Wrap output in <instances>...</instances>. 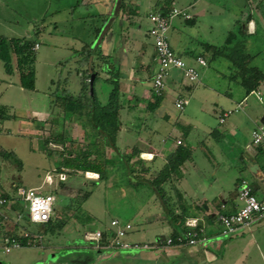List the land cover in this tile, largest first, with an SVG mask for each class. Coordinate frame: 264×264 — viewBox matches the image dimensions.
<instances>
[{
  "label": "crops",
  "instance_id": "crops-1",
  "mask_svg": "<svg viewBox=\"0 0 264 264\" xmlns=\"http://www.w3.org/2000/svg\"><path fill=\"white\" fill-rule=\"evenodd\" d=\"M209 1L213 0H56L54 4V11L58 15L69 17L76 13L75 24L82 25L85 31L93 27L97 20L101 23L99 36H95V44L99 53L107 56L112 63L107 66V62H102L100 56L94 55L85 68L93 66L99 81L110 77V69H116L118 74L120 110L119 128L115 135L116 149L107 148L105 157H121L131 175V186L147 191L156 208L140 217L136 229L133 224L126 222L133 231L131 236L127 233L126 238L131 243L153 245L151 249H145L154 252L150 254L152 259L157 258L156 252L179 257L175 264L216 261L215 253L222 249L221 240L235 237L219 236L220 225L217 218L218 215L232 213L239 207L237 190L241 180L249 185L257 198L264 197V147L254 145L251 140L252 129L258 124L264 126V106L256 108L247 100L250 94L257 98L256 92L264 96V80L256 90L246 94L238 81L236 85L231 86L230 83L212 86L207 64L205 67L195 64L196 57H203L206 61L205 54L209 50L205 46L212 45L205 39L202 40L203 43L197 42L194 35L198 36V31L207 32L218 28L220 13L212 8L215 6L210 5ZM246 1L250 10L241 13L237 19V15H234L233 27H237L244 35H254L258 28L264 31V12L260 10L264 8V0ZM174 7L188 15V18L181 15L173 17L168 31L169 45L178 57L197 68L199 79L195 83H188L183 80L180 71L170 70L164 80L162 99L151 109V79L156 69V60L152 41L147 35L150 27L147 16L161 9L171 10ZM62 20L64 22L65 19ZM76 61L79 62V58ZM13 71L17 72L15 69ZM15 86L19 93L24 92L25 89L20 86L19 81ZM98 92L101 93L100 90ZM177 97L187 98L188 104L178 116H174L172 113L176 109L173 101ZM1 99L2 93L0 109L3 110L7 108V104ZM236 106H240V110L233 112L220 123L221 114L233 110ZM37 115L39 114L36 111L31 113L36 122H45L48 119L47 115L44 118ZM60 115L64 117L63 113ZM261 120L263 123H260ZM61 126L63 130L73 128L74 132L70 134L74 142L79 141L80 137L81 140L85 139L80 121L63 120ZM83 126L89 128L87 122H83ZM178 147L187 149L190 155L163 185L168 207L175 216L170 219L152 191L151 182ZM1 151L2 149L0 191L9 194L15 185H19L20 176L11 170L15 164L1 156ZM51 172H47L44 177ZM6 174L9 176L6 183L8 187L2 183ZM133 178L135 180H132ZM67 180L68 178L62 183L70 186L67 188L74 189V182L68 183ZM39 186L40 184L31 185L28 188L37 189ZM18 217V212L14 211L12 206L0 207V225L5 226L7 221L11 223L10 227H4L5 230L12 231L17 228ZM176 218L183 219V228L186 230H189L187 223H195L197 229H202L203 240L195 245L174 244L169 247H157L156 242L169 237L177 227ZM112 220H117L122 225L118 219L112 218L110 221ZM259 223L261 221L252 228L257 227ZM177 228L178 232L183 231ZM102 229H84L82 240L87 247H82L81 250L86 251L84 254L88 256L80 260L81 254L74 252L78 257L75 259L76 264H87L94 256L97 259L102 252L113 250L117 253L129 250L96 248L94 242L84 239V233ZM38 247H42V243ZM59 249L61 248L57 250ZM70 250L80 249L77 246ZM225 252L224 248L220 256H224ZM90 253L93 255L90 256ZM181 256L183 258L180 260ZM259 256L264 263V254L260 253ZM245 264L251 263L248 261Z\"/></svg>",
  "mask_w": 264,
  "mask_h": 264
},
{
  "label": "rangeland",
  "instance_id": "rangeland-1",
  "mask_svg": "<svg viewBox=\"0 0 264 264\" xmlns=\"http://www.w3.org/2000/svg\"><path fill=\"white\" fill-rule=\"evenodd\" d=\"M55 1L0 0V37L25 38L36 41L38 45L33 62L34 90L25 89L24 92L19 93L15 86L19 81L18 73L15 71L7 73L0 60L1 100L7 104L6 109H0V122L2 123L0 149L4 152H11L21 162L20 168L15 165L14 169H11L20 176L18 184L25 188L40 184L36 189L39 194H54L56 201L54 207L57 206L60 210L61 207H66L71 198L69 195L79 190L89 192L90 195L82 203L76 215L70 218L60 230L53 235L48 233L43 235L42 247H24L4 253L0 240V264H76L77 256L74 252L81 254L80 260L88 256L84 254L87 253L86 251L81 250L82 247H87L82 240L85 228L110 227V220L116 218L122 222L121 226L130 222L129 224H133L136 229L140 223V217L144 213L156 209L153 198L147 191L131 186V175L121 157L117 156L113 159L114 162L107 167L108 177L103 181H100L98 177L85 176L82 173L67 176L68 183L74 182V192L62 197L55 194L58 184L46 186L43 181L41 182L44 175L56 167L59 161L58 153L63 149L62 145L53 141L56 134L59 132L63 134L66 147H68V143L77 146L85 145L84 139L81 140V137L77 142L72 140L70 133L74 132L73 128H64L63 130L62 122L68 120L65 117H60L62 112L54 106L53 101L62 95L63 90L73 97L78 94L80 89L78 72L81 68L76 61L79 58L76 53L80 47L90 45L97 55L99 49L95 44V38H97L95 36L99 35H96L95 31L97 28H101V23L97 20L93 27L85 31L82 25L75 24L76 13H72L73 15H69V17L63 14L58 15L54 11ZM246 2V0L209 1L210 5L215 6L212 8L219 10L220 13L218 28L207 32L198 31L196 32L198 36L194 35L197 42L203 43L202 40L205 39L213 46L212 50L220 49L222 54L213 57L210 50L205 54L206 68L210 74L209 82L212 86H221L224 83H230L231 86L236 85L238 81L229 79L235 74L236 68L223 55H231L233 58L236 52L242 53L247 57L245 61L249 67H256L264 72L263 29L258 28L254 35H244L232 25L235 18L237 19L241 13L250 10ZM260 10L264 12V8ZM234 15L237 17L234 18ZM62 19H65L64 22ZM241 59V57H234L238 64L241 63ZM94 90L97 100L100 103H105L110 86L103 81H98L95 83ZM99 90L101 93L98 92ZM260 96L262 102H259L251 94L247 100L252 102L254 107L262 108L264 96L263 94ZM33 111L38 112L39 118H44L47 115L48 119L45 122L40 120L36 122L35 118L31 116ZM179 112L173 110L172 114L178 116ZM46 139H50L47 144L45 143ZM2 180L5 187H8L6 183L9 181V176L7 175ZM66 187L70 186L66 185ZM18 216V228L29 225L23 219L22 213H18ZM10 225L11 223L7 221L4 227L7 228ZM255 231L257 232L255 233ZM128 233V236H131L133 231L130 230ZM125 239L128 240V238ZM221 241L222 249L215 253L217 254L216 261L207 262L204 260L202 264H245L248 261L251 264H264L259 256L260 253L264 254V219L257 227H251L249 231L247 230L241 235L238 234L233 238ZM77 246L80 250H70ZM58 248L61 249L57 250ZM224 248L226 252L224 256H220ZM153 253L145 249H129L128 251H117V253L110 250L102 252L97 259L94 256L92 261H88L87 264H175L179 260V257L166 255L162 252H156L157 258L152 259L150 254ZM253 253H257V255H252ZM228 254L230 255L228 256ZM182 258L181 256L180 260Z\"/></svg>",
  "mask_w": 264,
  "mask_h": 264
},
{
  "label": "trees",
  "instance_id": "trees-1",
  "mask_svg": "<svg viewBox=\"0 0 264 264\" xmlns=\"http://www.w3.org/2000/svg\"><path fill=\"white\" fill-rule=\"evenodd\" d=\"M123 5V4H122ZM167 14L170 10L161 9L158 10ZM96 35H99L100 28L96 29ZM242 34V32H240ZM37 44L36 41L27 40L25 38H5L0 37V60L3 63L4 69L7 73H11L14 69L19 75V84L23 89L34 90L35 87V75L33 69L34 53L33 47ZM213 46L206 45L207 50L212 51V56L222 55L219 50H212ZM79 56L80 73V90L76 97L70 95L66 90H63L62 95L57 97L53 101L54 106L58 107L64 114V117L69 120H78L82 123L85 139L84 146L68 143L66 147L65 137L61 132L56 134L53 139L54 142L62 145L63 149L58 153L59 161L54 168L55 172H65L69 177L71 175L79 173H96L100 181L105 180L108 177L107 167L114 161L113 159H107L105 157V150L111 148L116 149L115 135L119 128V83L118 74L115 70H109L110 77L107 80H103L104 83L110 86V90L107 93V99L105 103H100L95 94V83L100 80L97 73L94 71V67L90 65L89 69L85 68L89 65V61L92 56L95 55V50L89 45L83 46L77 53ZM102 62H107V66L110 65L111 60L107 59L99 53ZM228 58L235 66V74L231 77L234 80H238V83L245 90L246 94H250L256 90L261 81L264 80V72L260 71L256 67H249L246 63V56L242 53H235L234 57L242 58L241 63H236L234 57L223 55ZM14 59V64H13ZM245 61V62H244ZM112 63V62H111ZM113 67V65H112ZM114 68V67H113ZM153 102L151 109L161 101L162 96H153ZM1 112V110H0ZM1 114V113H0ZM83 122H87L89 128L83 126ZM50 139H46L45 143H49ZM72 146V147H71ZM3 157L9 159L18 168L21 167V162L14 157L11 152L1 151ZM190 152L183 148L178 147L172 156L169 158L164 167L160 170L159 174L151 182L152 191L156 194L160 203L162 204L166 214L170 219L173 217V212L168 207V199L166 198V192L163 189V185L171 179V176L176 173L179 166L183 164L189 158ZM74 192V189L67 188L64 183H58V188L55 194L58 197H62L66 194ZM89 192H78L69 195L71 198L68 200L66 207H61V210L55 206L53 217L44 224L33 225L29 222L27 211L23 208L22 203L19 200L12 201L8 205L12 206L14 211L22 213L23 219L29 224L20 228H15L12 231L5 230L4 226L0 225V240L4 238H16L22 244V247H33L41 244L43 235L47 233L53 235L56 231L60 230L64 224L68 222L70 218L76 215V212L84 201L89 198ZM7 200L9 196L3 194ZM68 196V195H67ZM2 206V207H6ZM72 211V212H71ZM72 213V214H70ZM60 214V215H59ZM63 216V217H60ZM63 218V219H62ZM90 218V217H88ZM176 226L183 229V219L176 218ZM32 226V228H30ZM172 232L169 236L173 240L182 232H178V228ZM101 239L99 241L100 248L107 245L109 240L114 236L112 229H102ZM23 233H27V237L23 236ZM40 237L38 240L37 238ZM38 240V241H37ZM36 241V242H34ZM27 242H30L27 244Z\"/></svg>",
  "mask_w": 264,
  "mask_h": 264
},
{
  "label": "built area",
  "instance_id": "built-area-1",
  "mask_svg": "<svg viewBox=\"0 0 264 264\" xmlns=\"http://www.w3.org/2000/svg\"><path fill=\"white\" fill-rule=\"evenodd\" d=\"M183 16L188 18L179 8H172L167 14L156 11L149 13L147 19L150 27L147 31L148 37L151 39L155 60L156 69L151 79V95L161 96L164 91V80L168 76L170 70H178L181 72L183 80L188 83H195L199 79V72L197 68L186 63L183 59L178 57L171 49L168 42V31L173 17ZM38 45L33 47L36 50ZM196 65L200 67L206 66V61L203 57H196L194 59ZM258 101H262L258 92L255 93ZM188 104V99L185 97H177L173 101V106L177 111H182ZM240 110V106H236L233 110L224 111L219 117V122L222 123L233 112ZM2 133V126L0 124V134ZM252 143L256 146L264 147V126L256 125L251 131ZM89 176L90 173H84ZM92 176V174H90ZM97 178L98 176L95 175ZM67 178L65 172L52 171L44 177V184L46 186L56 185L64 182ZM6 194L0 191V207L12 203V201L19 200L26 208L29 222L33 225L47 223L54 215L55 196L51 193L39 194L35 188H25L20 185H15L11 193L7 194L9 200L2 195ZM237 199L239 207L232 213L218 215V222L220 225L219 236L228 238L230 236L241 233L242 231L250 229L253 225L264 219V197L257 198L249 185L244 180H241L238 185ZM110 227L114 232V236L109 240L108 244L103 246L107 249H151L153 245L145 243H131L126 241V235L131 230L129 224L121 226L117 220L110 221ZM189 230L180 233L175 240L167 237L156 242V246L169 247L174 244L195 245L203 240L202 229H197L195 223H187ZM27 237V233H23ZM38 240L40 237L37 238ZM84 239L88 242H94L96 248H100L99 241L101 239L100 231L84 233ZM37 240V241H38ZM36 242V241H34ZM30 242H27L29 244ZM23 248L22 244L16 238H4L2 241V249L4 253H9L14 249Z\"/></svg>",
  "mask_w": 264,
  "mask_h": 264
},
{
  "label": "water",
  "instance_id": "water-1",
  "mask_svg": "<svg viewBox=\"0 0 264 264\" xmlns=\"http://www.w3.org/2000/svg\"><path fill=\"white\" fill-rule=\"evenodd\" d=\"M260 123H263V120H261Z\"/></svg>",
  "mask_w": 264,
  "mask_h": 264
}]
</instances>
